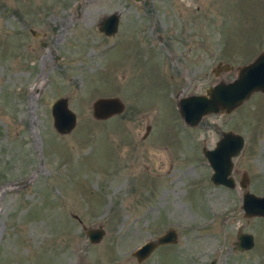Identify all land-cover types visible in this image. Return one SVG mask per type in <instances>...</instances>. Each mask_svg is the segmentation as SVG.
I'll return each mask as SVG.
<instances>
[{
  "label": "rangeland",
  "instance_id": "1",
  "mask_svg": "<svg viewBox=\"0 0 264 264\" xmlns=\"http://www.w3.org/2000/svg\"><path fill=\"white\" fill-rule=\"evenodd\" d=\"M132 5L0 0V264H264V218L243 216L237 183L245 170V189L264 193V95L194 126L174 99L216 81L217 61L232 65L228 80L264 50V0ZM114 9L121 28L133 27L116 45L95 28ZM29 27L48 29V43ZM108 95L124 109L94 119L91 101ZM61 96L75 113L63 134L50 114ZM225 130L244 140L233 188L210 181L200 151ZM98 227L89 241L84 228ZM168 227L176 241L137 261L132 250ZM238 228L252 234L251 248L234 249Z\"/></svg>",
  "mask_w": 264,
  "mask_h": 264
},
{
  "label": "water",
  "instance_id": "2",
  "mask_svg": "<svg viewBox=\"0 0 264 264\" xmlns=\"http://www.w3.org/2000/svg\"><path fill=\"white\" fill-rule=\"evenodd\" d=\"M133 1L141 2L142 0ZM116 23L117 16L113 11L101 17L97 28L106 34H111L116 28ZM30 31L34 34L32 29ZM231 69L230 63L217 61L210 68L217 78L216 81L200 93H188L175 99V107L185 124L194 126L209 113H228L254 91H259L264 95V50L259 51L250 61L236 65L233 69V77L228 80L224 79L223 74ZM123 109L124 104L116 95L98 96L90 103L91 116L99 120L118 114ZM50 114L53 128L58 133L69 132L75 124V113L68 107L66 96L57 97L51 102ZM148 128L149 125H146L145 132ZM243 142L242 135L225 130L220 132L212 148L201 147V153L211 169L209 179L213 184L228 188L235 187V181L231 175L233 158L240 152ZM237 183L243 189L240 202L243 216L264 218V193L258 195L245 189L248 183L245 170L239 172ZM84 232L89 241L96 242L101 237L103 229L100 227L84 228ZM176 238L177 234L174 229L168 228L159 235L143 241L132 250V255L137 261H141L158 244L174 243ZM252 245V234L238 228L233 242L234 249L245 250L251 248ZM209 264H213V261Z\"/></svg>",
  "mask_w": 264,
  "mask_h": 264
},
{
  "label": "flooded vegetation",
  "instance_id": "3",
  "mask_svg": "<svg viewBox=\"0 0 264 264\" xmlns=\"http://www.w3.org/2000/svg\"><path fill=\"white\" fill-rule=\"evenodd\" d=\"M134 5H132V6H140V4H141V2L142 1H144V0H142L141 2H135V1H133V0H130ZM131 5V4H130ZM76 7H78V5L76 6ZM123 7H125V6H122L121 8H123ZM74 11H73V13H72V17H76V15H78L79 13H80V11L79 10H77V9H73ZM113 11H115V14H116V16H117V23H116V28H115V30H114V32L113 33H111V34H106V33H104L103 31H101V30H99L98 28H97V25H98V22H99V20L101 19V17H103L104 15H106V14H108V13H111V12H113ZM108 13H106V14H104V15H101L100 17H99V19L96 21V23H95V28H96V30L97 31H99L101 34H103L104 36H115V45L116 44H120L122 41H124L125 39H123V37L124 36H127L128 34H131L132 33V29L131 28H133V27H120L119 26V19L121 18V12L119 11V9H114V10H111L110 12H108ZM20 17V16H19ZM22 24L23 23H21V26H22ZM51 27V26H50ZM49 27V28H50ZM32 28L31 27H29L28 28V31L30 32V34L33 36V37H35V39L37 40V42L39 43V44H47L48 43V41L46 40V38L50 35V31L48 30V29H40V30H35V29H32L33 31H34V34H32L31 33V30ZM51 31H52V29H51ZM54 58L55 59H57V55L55 54L54 55ZM162 61V60H161ZM120 64V60H117V58H116V61H115V65H116V67L118 66ZM163 65V64H162ZM115 85H117V86H121V83L120 82H116V84ZM195 93H200V92H195ZM109 96V95H108ZM181 96H183V95H181ZM181 96H179V97H181ZM179 97H177V95L176 96H174V99H176V98H179ZM116 115V114H115ZM113 116V115H112ZM110 117V116H109ZM200 151H201V149H200ZM233 167V166H232ZM232 175V174H231ZM233 177V176H232ZM239 179V178H238ZM220 185V184H219ZM252 217H261V216H252ZM261 218H263V217H261ZM168 228H172V227H168ZM168 228H166V229H168ZM165 229V230H166ZM164 230V231H165ZM157 236V235H156ZM253 238V237H252ZM253 243H254V240H253ZM165 244H168V243H162V244H158V245H165ZM157 245V246H158Z\"/></svg>",
  "mask_w": 264,
  "mask_h": 264
}]
</instances>
